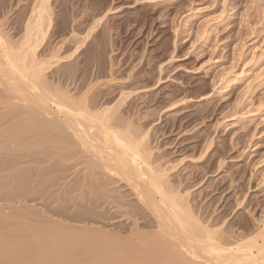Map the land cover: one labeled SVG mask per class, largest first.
<instances>
[{"label": "rangeland", "instance_id": "1", "mask_svg": "<svg viewBox=\"0 0 264 264\" xmlns=\"http://www.w3.org/2000/svg\"><path fill=\"white\" fill-rule=\"evenodd\" d=\"M36 1L0 0V33L16 50L37 36L29 29ZM50 4L51 21L35 44L45 83L94 98L96 110L129 122L163 180L212 228L234 239L257 235L264 228V0Z\"/></svg>", "mask_w": 264, "mask_h": 264}, {"label": "bare ground", "instance_id": "2", "mask_svg": "<svg viewBox=\"0 0 264 264\" xmlns=\"http://www.w3.org/2000/svg\"><path fill=\"white\" fill-rule=\"evenodd\" d=\"M50 1H36L28 48L0 33V264H264V228H212L129 122L45 83Z\"/></svg>", "mask_w": 264, "mask_h": 264}]
</instances>
